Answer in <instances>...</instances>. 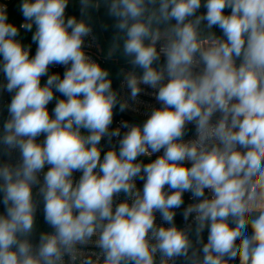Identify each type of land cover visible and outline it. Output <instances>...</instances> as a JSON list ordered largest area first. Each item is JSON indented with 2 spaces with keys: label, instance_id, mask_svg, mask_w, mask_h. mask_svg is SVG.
Instances as JSON below:
<instances>
[{
  "label": "clouds",
  "instance_id": "9594fccd",
  "mask_svg": "<svg viewBox=\"0 0 264 264\" xmlns=\"http://www.w3.org/2000/svg\"><path fill=\"white\" fill-rule=\"evenodd\" d=\"M0 264H264V0H0Z\"/></svg>",
  "mask_w": 264,
  "mask_h": 264
},
{
  "label": "built area",
  "instance_id": "2783aa9c",
  "mask_svg": "<svg viewBox=\"0 0 264 264\" xmlns=\"http://www.w3.org/2000/svg\"><path fill=\"white\" fill-rule=\"evenodd\" d=\"M96 55H97V57H100L101 54L99 52H96ZM144 100L147 102L148 98L144 97ZM119 119H129L130 121H135V120L141 119V117L140 116H133L131 113H125V114H121V116H118L117 120H119Z\"/></svg>",
  "mask_w": 264,
  "mask_h": 264
},
{
  "label": "trees",
  "instance_id": "16d2710c",
  "mask_svg": "<svg viewBox=\"0 0 264 264\" xmlns=\"http://www.w3.org/2000/svg\"><path fill=\"white\" fill-rule=\"evenodd\" d=\"M105 42H106V34L101 33V39H100L101 45H103ZM109 66L112 67L113 72H115L117 70V67H118L117 64H110Z\"/></svg>",
  "mask_w": 264,
  "mask_h": 264
}]
</instances>
